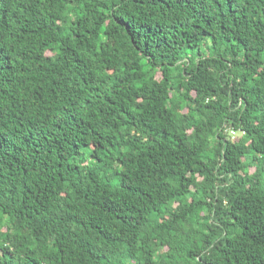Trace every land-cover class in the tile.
I'll list each match as a JSON object with an SVG mask.
<instances>
[{"label": "trees", "instance_id": "1", "mask_svg": "<svg viewBox=\"0 0 264 264\" xmlns=\"http://www.w3.org/2000/svg\"><path fill=\"white\" fill-rule=\"evenodd\" d=\"M0 264H264V0H0Z\"/></svg>", "mask_w": 264, "mask_h": 264}, {"label": "built area", "instance_id": "2", "mask_svg": "<svg viewBox=\"0 0 264 264\" xmlns=\"http://www.w3.org/2000/svg\"><path fill=\"white\" fill-rule=\"evenodd\" d=\"M241 133L242 134H245V132L244 131H241ZM240 134V132H237V131H232V136H233V139H236L237 138V136Z\"/></svg>", "mask_w": 264, "mask_h": 264}, {"label": "rangeland", "instance_id": "3", "mask_svg": "<svg viewBox=\"0 0 264 264\" xmlns=\"http://www.w3.org/2000/svg\"><path fill=\"white\" fill-rule=\"evenodd\" d=\"M229 134L232 136V131H229ZM232 138H233V136H232ZM237 138H238V136H237ZM253 171H254V168L251 169V172H253Z\"/></svg>", "mask_w": 264, "mask_h": 264}]
</instances>
